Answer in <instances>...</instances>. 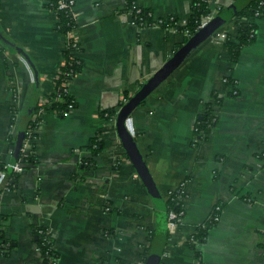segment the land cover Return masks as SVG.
<instances>
[{"label": "crops", "instance_id": "0c3cea01", "mask_svg": "<svg viewBox=\"0 0 264 264\" xmlns=\"http://www.w3.org/2000/svg\"><path fill=\"white\" fill-rule=\"evenodd\" d=\"M134 1L155 18L187 20L195 0ZM216 1L210 8L219 11L236 0ZM127 3L75 0L77 27L69 36L79 44L82 71L69 92L76 106L64 116L43 108L33 114L40 121L37 163L19 173L14 189L0 187V232L12 243L0 264H42L38 227L52 232L58 264L145 262L158 231L157 209L117 134L116 117L103 113L123 106L125 96L132 97L171 58L183 36L172 27L132 23ZM58 24V13L44 0H0V32L38 69L42 105L55 91L65 60L69 36ZM238 31L234 17L127 120L165 204L170 191L185 188L184 214L177 227L168 226L160 264H264V15L255 41L233 62L225 43ZM18 54L0 36V164H10L12 109L17 138L36 95V81ZM234 88L238 93L229 95ZM207 104L218 120L199 136L195 127ZM93 138L101 150L88 166ZM219 204V221L197 245L199 261L189 237Z\"/></svg>", "mask_w": 264, "mask_h": 264}, {"label": "trees", "instance_id": "16d2710c", "mask_svg": "<svg viewBox=\"0 0 264 264\" xmlns=\"http://www.w3.org/2000/svg\"><path fill=\"white\" fill-rule=\"evenodd\" d=\"M45 5L58 13L59 16V24L58 29L62 32H65L68 36L70 31L77 27V21L74 16V13L71 9L72 5L70 4L71 0H65V2L69 5L67 8H60L59 2L60 0H44ZM75 3V0H73ZM132 0H128L127 3V11L130 8ZM222 10V9H221ZM219 10V11H221ZM210 2L209 0H195L192 12L190 17L183 22V20H179L175 16H168L167 18H155L153 12L149 9L142 8V10L138 13V17H142L143 20H137L140 26H152L158 25L163 27H172L177 31L181 32L185 29L190 30L192 34L196 33L200 29L201 18L210 13ZM264 15V0H251V2L239 11L235 17L236 22L239 25L238 35L235 38L229 37L226 40L227 49L231 55V59L233 62H237L243 47L251 44L256 39V28H257V20ZM189 38H183V40L175 47L174 54L177 50L182 47L184 43L187 42ZM79 49V44L71 37L67 39V44L64 51V63L60 68V71L56 78L55 91L50 96L49 100L45 104H38L36 106V111L40 109H53L59 115L64 116L69 111V105L74 104L76 106V101L74 97L69 92V84L73 80V78L82 71V62L76 56L75 51ZM230 83L234 84L233 79H229ZM233 95L231 91L229 95ZM126 102L131 98L125 96ZM214 98L218 102H222V97H219L217 94L214 95ZM125 102L123 101L124 105ZM120 107V106H119ZM118 108L110 109L104 112L108 117H116V113ZM35 114V113H34ZM16 116L17 109H12V121L11 128L15 135V127H16ZM218 118L212 112L209 104L206 105V112L203 114L202 119L197 122L198 134L199 136L203 133H209L212 127L215 126ZM40 121L34 119L33 116L25 129V135L23 139L22 146L18 152H15V149H12L11 152V162L10 164L1 163L0 164V187L14 189L18 182L20 174L9 167L13 166L16 163H20L26 166L35 165L37 163V159L34 153L35 149V139L37 138L36 129L39 126ZM11 134L9 139V144L11 147L15 145L16 136ZM97 138H93L90 142V145L87 146L91 151V156L84 160L86 165L91 166L94 163L93 157L97 155L101 150V143L96 141ZM29 143V153H25L24 148L26 147V143ZM13 168V167H12ZM223 205L219 204L215 207L212 215L219 214ZM167 214L171 209H175L177 211L184 210L183 201L180 198V194L178 192H173L171 196L166 201V205L163 207ZM217 222L210 218L203 225H201L198 230L193 234L195 241H188L190 247L194 250L196 257L201 260V253L197 249V245L204 243L207 239V234L209 228L214 226ZM169 232H167L168 234ZM36 234L38 236L37 244L42 254V264H52L50 261V257H57L58 253L54 248V240L52 236V232L46 227H38L36 229ZM157 232H153L151 243L155 237ZM151 243L149 248L146 250L144 255V261L146 262L149 249L151 247ZM12 248V243L10 239H8L4 232H0V255L8 256L10 254ZM199 264H203L200 261Z\"/></svg>", "mask_w": 264, "mask_h": 264}, {"label": "water", "instance_id": "95a60500", "mask_svg": "<svg viewBox=\"0 0 264 264\" xmlns=\"http://www.w3.org/2000/svg\"><path fill=\"white\" fill-rule=\"evenodd\" d=\"M251 0H236L227 8L218 11L210 22L201 27L194 33L186 43L180 47L175 54L171 56L152 76L149 78L142 87L120 108L116 116V129L117 134L125 148L131 162L134 164L137 172L141 176L148 192L150 193L158 215V231L155 235L145 264H160L165 245L168 238V220L167 211L164 210L165 201L147 167L146 160L138 146L133 133L127 126V120L132 112L138 107L160 84H162L180 65L181 63L204 41L211 37L219 28L229 22L235 15L245 8ZM1 38L15 47L20 55L30 65L34 78L36 81V95L30 108L27 110L21 127L17 133V138L13 148L18 152L22 146L25 129L28 126L33 114L38 105V98L40 93V77L39 71L31 61L26 51L10 41L5 35L0 32ZM11 156L8 158L7 163H10ZM23 165V164H22ZM30 166V165H29ZM29 166L23 165L28 168ZM1 190V188H0Z\"/></svg>", "mask_w": 264, "mask_h": 264}, {"label": "built area", "instance_id": "2783aa9c", "mask_svg": "<svg viewBox=\"0 0 264 264\" xmlns=\"http://www.w3.org/2000/svg\"><path fill=\"white\" fill-rule=\"evenodd\" d=\"M210 2V5L211 4H214L216 3L217 1L216 0H209ZM70 4L72 5L71 9L73 11V7H74V1L71 0L70 1ZM69 5L65 2V0H60L59 2V7L60 8H67ZM142 10V7L139 6L134 0H132L131 2V5H130V8L128 10V13L130 14L131 16V22L134 23V24H138L137 20H143L142 17H138V13ZM218 11L217 10H212L211 9V12L204 15L202 18H201V25H200V28L203 27L205 24H207L208 22H210L212 20V18L215 16V14L217 13ZM186 20H183V22L185 23ZM140 26V25H139ZM181 34L183 36V38H190L193 34L190 32V30L188 29H185L183 31H181ZM19 58L24 61V63L26 64L27 68L29 69L30 71V74H31V80L34 81L35 78H34V74H33V71L30 67V65L26 62V60L20 55L18 54ZM230 78L229 77H226L224 80L225 82H227V84L230 83ZM233 93L237 94L238 93V90L237 89H233ZM124 102L126 103V99L124 100ZM122 107V106H121ZM120 107V108H121ZM75 108V105L72 103L69 105V111L74 109ZM120 108L118 109L117 113L119 112ZM117 113H116V116H117ZM33 118L34 119H37V116L33 115ZM195 129L198 131V127L196 126ZM31 141H28L26 143V147L24 148V151L25 153H29L30 152V149H29V143ZM13 169L18 172V173H22L24 170H25V167H23L22 164L20 163H16L14 164L13 166ZM173 192H178L180 194V198L183 199L184 195H185V188H184V184L180 185L179 188L175 189V190H172L169 192V197L171 196V194ZM184 214V210L182 211H177L175 209H171L169 211V215H168V226L170 228H175L179 225V223L181 222V219H182V216ZM213 216V220L214 221H219L220 219V215L219 214H215V215H212ZM211 216V218H212ZM189 240L190 241H195L193 235L189 237ZM50 261L52 262V264H58V258L57 257H50ZM145 264V262H144Z\"/></svg>", "mask_w": 264, "mask_h": 264}]
</instances>
